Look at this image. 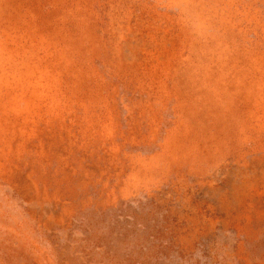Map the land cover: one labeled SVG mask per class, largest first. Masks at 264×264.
Segmentation results:
<instances>
[{
  "label": "rangeland",
  "instance_id": "1",
  "mask_svg": "<svg viewBox=\"0 0 264 264\" xmlns=\"http://www.w3.org/2000/svg\"><path fill=\"white\" fill-rule=\"evenodd\" d=\"M0 264H264V0H0Z\"/></svg>",
  "mask_w": 264,
  "mask_h": 264
}]
</instances>
